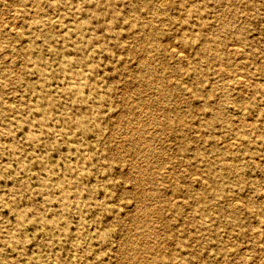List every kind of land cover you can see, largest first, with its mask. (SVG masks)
I'll use <instances>...</instances> for the list:
<instances>
[{"label":"rangeland","instance_id":"obj_1","mask_svg":"<svg viewBox=\"0 0 264 264\" xmlns=\"http://www.w3.org/2000/svg\"><path fill=\"white\" fill-rule=\"evenodd\" d=\"M0 25V264H264V0H0ZM223 37L245 65L200 55Z\"/></svg>","mask_w":264,"mask_h":264},{"label":"bare ground","instance_id":"obj_2","mask_svg":"<svg viewBox=\"0 0 264 264\" xmlns=\"http://www.w3.org/2000/svg\"><path fill=\"white\" fill-rule=\"evenodd\" d=\"M2 1V0H1ZM40 1V0H39ZM155 1V3L156 4H167V2L169 1V0H154ZM224 2H226V3H233L234 2V0H224ZM2 3V5H3V2H1ZM35 3H37V2H35ZM39 4V3H38ZM31 5H32V3H31ZM18 6V5H17ZM16 6V7H17ZM55 6V5H54ZM34 7V6H33ZM18 8V7H17ZM32 9H35V8H32ZM57 10H58V7L56 8ZM169 9V8H168ZM54 12V11H53ZM11 13V12H10ZM210 13V12H209ZM212 13V12H211ZM178 13H176V15H177ZM43 15H45V14H43ZM175 15V14H174ZM173 15V16H174ZM175 15V16H176ZM13 16V15H12ZM46 16V15H45ZM49 16V15H48ZM220 16V15H219ZM15 17V16H14ZM55 17V16H54ZM13 18V17H12ZM12 18H10V19H12ZM39 18V17H38ZM210 18V17H209ZM219 19V18H218ZM221 19V18H220ZM219 19V20H220ZM4 21V20H3ZM15 22V21H14ZM4 23L3 25H2V28H3V30L4 31H13L14 29H15V27L17 26H15V23ZM20 22V21H19ZM152 22V21H151ZM18 23V22H17ZM230 23V22H229ZM229 23H226L225 24V26L226 27H228L229 28ZM233 23H234V21H233ZM0 25V26H1ZM17 28V27H16ZM15 31V30H14ZM197 35V34H196ZM196 35H194V37H197ZM234 38H236L238 41L239 40H241L242 42H245V40L243 39V37H242V35H241V33H240V31L238 30V31H236L235 33H234ZM227 40H226V38H224L223 37V39H220V40H214L213 38H206V40H205V43H204V45L200 48V55H206V54H208V53H210V52H213V53H217V54H219V53H224L225 52V48H224V45H226V50H228V51H232V52H235V53H237V54H239L240 52H239V47L237 46V44H235L234 42H227ZM156 44V43H155ZM157 45V44H156ZM172 45H173V43H172ZM172 45H170V46H167V48H166V50H168L170 53H173V54H177L178 55V53H180L181 52V50L180 49H177V50H179L180 52H177V50L172 46ZM239 45V44H238ZM219 48L221 49L219 52H218V50H219ZM149 50V49H148ZM146 53V52H145ZM182 53V52H181ZM146 55V54H145ZM213 55V54H212ZM216 56V55H215ZM11 57V56H10ZM178 57V56H177ZM143 58V57H142ZM138 59H141V58H139L138 57ZM227 59V58H226ZM148 59L147 58H143L141 61L145 64L146 62L148 63V61H147ZM244 60H245V57H244ZM244 60H243V56L241 55V54H239V56L237 57V58H235V60H234V66H243V65H245V62H244ZM230 60L228 59V62H229ZM146 63V64H147ZM145 64V65H146ZM220 64V63H219ZM232 63H230V65H231ZM148 65V64H147ZM213 65V64H212ZM233 65V64H232ZM221 66H222V64H221ZM221 66H219V67H221ZM225 68H226V66H224ZM245 67V66H244ZM243 67V68H244ZM255 67V66H254ZM210 68H212V67H210ZM217 69H218V67H216ZM220 70V69H219ZM1 71V70H0ZM224 73H226L227 75H228V77H229V79H231V80H233V81H239V80H241V75H239V73H238V71H237V69L235 68V67H229L228 69H226V70H224ZM169 76V75H168ZM168 76H166V77H168ZM172 77V76H171ZM242 77H243V75H242ZM174 78V77H173ZM223 79H225L224 77H222ZM227 78V77H226ZM244 78V77H243ZM175 79V78H174ZM177 80V79H176ZM226 80V79H225ZM246 79H244V82L245 83H247V82H249L248 80H247V82L245 81ZM175 82V81H174ZM182 83H183V81H182ZM228 83V82H227ZM179 85V84H178ZM185 85V84H184ZM174 86V85H173ZM187 86V85H186ZM210 86V85H209ZM221 86V85H220ZM250 86V85H249ZM188 87V86H187ZM222 88H223V86H222ZM193 90V89H192ZM251 91V90H250ZM130 92V91H129ZM128 92V93H129ZM191 92V91H190ZM244 93V92H243ZM243 93H242V95H240V96H243ZM247 93V92H246ZM129 95V94H128ZM193 95H194V93H193ZM246 95V94H245ZM249 96V95H248ZM251 96H249L248 98H250ZM246 98V97H245ZM248 98H246L247 100H248ZM124 101H126V99L124 100ZM123 101V102H124ZM3 103V102H2ZM10 103V102H9ZM130 104V102L128 103V105ZM127 105V104H126ZM11 106V105H10ZM246 106V105H245ZM245 108H243L242 109V111L244 110ZM239 110H241V109H239ZM241 112V111H240ZM234 113V112H233ZM138 114V113H137ZM239 116L238 117H240V114H238ZM139 116V115H138ZM159 116V115H158ZM138 118V117H137ZM155 123V122H154ZM153 125V124H152ZM197 129V128H196ZM195 129V130H196ZM146 130V129H145ZM3 131V130H2ZM140 132V131H139ZM195 132H197V131H195ZM143 134V133H142ZM141 134V135H142ZM110 135V134H109ZM140 135V136H141ZM152 137V136H151ZM137 139H138V137H137ZM233 139L234 138H232V142H233ZM141 141V140H140ZM224 140H222V142H223ZM135 141H133L132 142V146L134 145L133 143H134ZM224 142H226V140L224 141ZM230 142V141H229ZM147 143V142H146ZM139 144V143H138ZM229 144H231V143H229ZM232 146V145H231ZM149 147V146H148ZM139 148H140V146H139ZM145 148V147H144ZM143 149V148H142ZM161 149V148H160ZM165 150V149H164ZM163 150V151H164ZM140 152V151H139ZM143 154V153H142ZM144 156V155H143ZM125 158H126V156H125ZM144 160V159H143ZM142 160V161H143ZM147 160V159H146ZM167 163V162H166ZM141 165H142V163H141ZM138 167V166H137ZM139 168V167H138ZM137 168V169H138ZM150 168V167H149ZM153 168V167H152ZM143 170H144V168H142ZM150 170V169H149ZM76 171V170H75ZM78 171V170H77ZM142 171V170H141ZM152 171V170H151ZM191 172V171H190ZM144 173V172H143ZM190 174V173H189ZM193 175V174H192ZM192 175H190L191 176V178H192ZM194 175L196 176V175H199V174H197V173H194ZM189 176V177H190ZM200 176V175H199ZM138 177L139 178H141L142 177V174H139L138 175ZM194 177V176H193ZM203 178V177H202ZM201 178V179H202ZM201 179H200V181H201ZM204 179V178H203ZM202 179V180H203ZM123 180V179H122ZM126 180V179H125ZM174 180V179H173ZM145 181V180H144ZM163 182H164V180H163ZM159 183H161V182H159ZM143 184V183H142ZM151 190V189H150ZM141 191V190H140ZM144 192H145V190H144ZM165 195V194H164ZM146 196V195H145ZM177 196V195H176ZM175 196V197H176ZM180 197V196H179ZM145 198V197H144ZM156 198V197H155ZM171 199V198H170ZM234 199V198H233ZM172 201V200H171ZM178 201H180V200H178ZM133 203V202H132ZM139 203V202H138ZM236 203V202H235ZM234 203V204H235ZM240 203V202H239ZM238 203V204H239ZM134 204V203H133ZM150 204V203H149ZM148 204V205H149ZM153 204V203H152ZM152 204H150V205H152ZM230 204H231V202H230ZM138 205V204H137ZM140 205V204H139ZM154 205V204H153ZM246 205V204H245ZM147 206V205H146ZM245 207V206H244ZM138 208V207H137ZM144 213V212H143ZM141 216H143V214L140 212L139 213ZM145 215V214H144ZM137 216V215H136ZM135 216V217H136ZM131 217H133L132 215H131ZM131 217H130V219H131ZM140 217V216H139ZM137 218V217H136ZM142 218V217H141ZM141 221V220H140ZM149 221H151L150 219H149ZM149 221L147 222V223H149ZM144 222V221H143ZM146 222H144L145 223V225H146ZM134 224H135V221H134ZM133 224V225H134ZM142 227V226H141ZM137 228H138V226H137ZM154 228V227H153ZM136 229V228H135ZM151 230H152V228H151ZM151 230H149L150 232H151ZM147 243V242H146ZM257 243V242H256ZM125 244H126V242H125ZM257 244H259V243H257ZM147 245L148 244H146V247H147ZM153 245V244H152ZM126 247V246H125ZM149 247V246H148ZM147 247V248H148ZM263 248V247H262ZM131 251H132V249H131ZM131 251H129L130 253H131ZM146 251V250H145ZM259 251H260V249H259ZM262 251H264L263 249H262ZM135 252V251H134ZM261 252V251H260ZM141 254H142V251H141ZM144 254V253H143ZM146 254V253H145ZM9 256V255H8ZM260 256V255H259ZM262 256V255H261ZM140 257V256H139ZM262 257H264V255L262 256ZM138 258V257H137ZM234 258V257H233ZM236 258V257H235ZM121 259H123V258H121ZM126 260V259H125ZM259 260V259H258ZM262 261H264V260H262ZM261 261V262H262ZM110 263V262H109ZM245 264H247L246 263V261H245Z\"/></svg>","mask_w":264,"mask_h":264}]
</instances>
